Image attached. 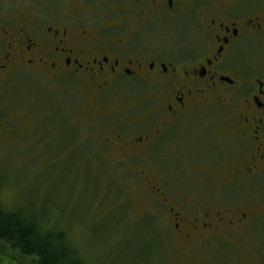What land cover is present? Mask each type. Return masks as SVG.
<instances>
[{"label": "flooded vegetation", "instance_id": "af4514ba", "mask_svg": "<svg viewBox=\"0 0 264 264\" xmlns=\"http://www.w3.org/2000/svg\"><path fill=\"white\" fill-rule=\"evenodd\" d=\"M12 80L83 103L71 148L132 162L141 220L191 249L264 220V0H0V94ZM160 159L207 161L206 193L155 184L140 162Z\"/></svg>", "mask_w": 264, "mask_h": 264}, {"label": "rangeland", "instance_id": "374dc122", "mask_svg": "<svg viewBox=\"0 0 264 264\" xmlns=\"http://www.w3.org/2000/svg\"><path fill=\"white\" fill-rule=\"evenodd\" d=\"M54 94H41L33 80H12L0 94V115L12 120L19 136L0 139V201L6 208H21L48 229L64 230L85 264H264V220L212 236L205 248L193 250L174 237L167 221L152 219L156 239L149 220H141L146 199L142 186L134 187L140 181L134 164L82 158L90 146L71 148L76 128L67 118L79 117L76 107L83 103ZM63 104L69 107L66 115L59 112ZM140 165L155 184L158 177L162 186L196 185L206 193L205 160ZM0 254L9 264H37L4 242Z\"/></svg>", "mask_w": 264, "mask_h": 264}, {"label": "trees", "instance_id": "16d2710c", "mask_svg": "<svg viewBox=\"0 0 264 264\" xmlns=\"http://www.w3.org/2000/svg\"><path fill=\"white\" fill-rule=\"evenodd\" d=\"M34 213L21 208L8 209L0 201V242L10 245L26 256H33L37 264H85L79 249L64 230L48 229ZM149 226L157 239L152 220ZM0 264H9L0 254Z\"/></svg>", "mask_w": 264, "mask_h": 264}]
</instances>
